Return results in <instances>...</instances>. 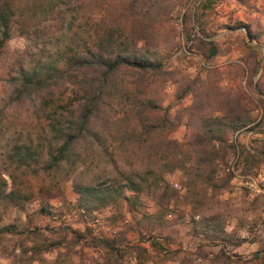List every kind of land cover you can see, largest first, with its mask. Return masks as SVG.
I'll list each match as a JSON object with an SVG mask.
<instances>
[{
  "label": "rangeland",
  "instance_id": "obj_1",
  "mask_svg": "<svg viewBox=\"0 0 264 264\" xmlns=\"http://www.w3.org/2000/svg\"><path fill=\"white\" fill-rule=\"evenodd\" d=\"M11 1L21 21L0 40V175L20 196L0 199V264H264V0H74L38 25L26 10L43 0ZM200 39L218 51L205 56ZM101 46L156 66L122 63L103 93L106 140L73 170H45L48 117L82 89L66 80L40 108L12 97V77L41 50ZM229 113L250 123L213 131ZM131 125L150 131L142 150L117 133ZM26 146L36 160L23 164ZM126 175L138 188L125 197L77 204L75 181Z\"/></svg>",
  "mask_w": 264,
  "mask_h": 264
},
{
  "label": "trees",
  "instance_id": "obj_2",
  "mask_svg": "<svg viewBox=\"0 0 264 264\" xmlns=\"http://www.w3.org/2000/svg\"><path fill=\"white\" fill-rule=\"evenodd\" d=\"M73 1H39L36 3V8L31 7L26 10V16L33 25H38L46 19L50 12L59 11L66 3L72 5ZM20 16L21 13L16 3L11 0H0V40L8 37L12 22L15 20L20 22ZM200 40L205 46L203 51L205 56H211L218 51L212 41ZM103 48L105 47L101 46L95 49L85 47L78 51L70 49L69 52L65 48L59 47L52 52L41 50L35 62L31 65L21 66L12 77L10 83L12 97L27 99L40 108L55 94L64 91L66 88L64 81L66 80L76 81L82 89L81 101L77 105L65 114L60 113L58 116L48 117L47 130L49 132L41 161V168L45 170L59 167L73 170L79 164L86 162L82 156L83 151L86 152L93 147V144L106 140L108 130L111 128L110 124L114 122V119L111 120L105 114L107 102L104 100L103 93L109 80L112 79L122 63L139 67L156 66L149 54L129 51L126 53L115 52L113 55H109ZM162 120L164 121V117ZM213 120L214 127L211 128L213 131L223 127L236 131L250 123L247 116L237 113L221 115L220 118ZM173 124V121H170L169 127L171 128ZM146 126L145 123L142 124L143 129ZM117 133L133 140L135 142L133 147L137 150L142 145L141 142H148L150 137V131L139 130L135 125L118 130ZM101 150L106 156V160L115 163L107 145ZM14 152L20 160L25 162L23 164H26L29 159L36 160L29 146H26L23 151L15 150ZM9 177L11 181L14 180L12 174H9ZM123 187L135 191L138 188V183L126 175L120 180H77L73 186L77 193V204L87 211L104 205L115 196L125 197L122 193ZM19 194L14 186L6 190V179L0 175V199L19 197ZM4 226L7 228L9 225ZM59 261L56 256L51 264H60Z\"/></svg>",
  "mask_w": 264,
  "mask_h": 264
},
{
  "label": "built area",
  "instance_id": "obj_3",
  "mask_svg": "<svg viewBox=\"0 0 264 264\" xmlns=\"http://www.w3.org/2000/svg\"><path fill=\"white\" fill-rule=\"evenodd\" d=\"M258 177H259V175H258ZM261 179H263V177L260 176V180H261ZM244 182L246 183L247 181H244ZM174 184L176 185V183H174ZM250 184H251V183H250ZM263 205H264V202H263Z\"/></svg>",
  "mask_w": 264,
  "mask_h": 264
}]
</instances>
